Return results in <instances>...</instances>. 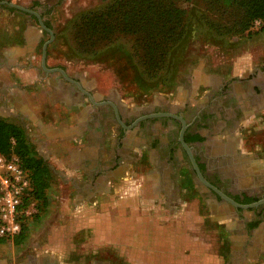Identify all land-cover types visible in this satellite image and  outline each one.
I'll list each match as a JSON object with an SVG mask.
<instances>
[{
  "label": "crops",
  "instance_id": "obj_1",
  "mask_svg": "<svg viewBox=\"0 0 264 264\" xmlns=\"http://www.w3.org/2000/svg\"><path fill=\"white\" fill-rule=\"evenodd\" d=\"M14 10L19 14L11 16H24V25L18 26L16 41L0 45V117L23 125L48 170L41 222L30 225L21 245L41 235L34 227L56 225L47 232L49 245L34 247L38 252L27 264H61V257L76 248V236L79 242L85 236L114 249L126 264H264V222L248 238L245 220L214 201L205 203L203 213L193 201L181 199L182 189L197 187L176 185L173 160L151 146L159 131L173 124L165 128L147 120L178 114L146 115L147 106L129 105L121 90L94 89V80L85 75L48 60L44 65L36 16ZM253 61L248 55L239 57L235 74L250 72ZM257 77L264 82V69H258ZM155 96L167 102L163 92ZM208 219L226 224L232 234L230 252H214L202 232Z\"/></svg>",
  "mask_w": 264,
  "mask_h": 264
},
{
  "label": "rangeland",
  "instance_id": "obj_2",
  "mask_svg": "<svg viewBox=\"0 0 264 264\" xmlns=\"http://www.w3.org/2000/svg\"><path fill=\"white\" fill-rule=\"evenodd\" d=\"M7 1L37 10L41 13L44 22L53 29L55 36L48 45L47 56V60L51 64L60 66L72 74L85 75L87 79H93L95 85L92 88L94 89H103L107 92L111 89L121 90L128 99L129 105L153 107L156 104L164 103L165 106L179 105L178 107H180L186 99H189L190 108L193 109L195 108L193 104L200 103L205 99H207L206 103L210 100L213 103L217 99L222 102V98L225 97L218 98V89L224 83H227L226 87L235 86L234 88L241 94H248L252 100L251 110L243 111L241 116L235 119L236 128L233 131L239 138V153L251 154L264 164V82L259 83L257 77L258 69H264V28L260 29V25H258L254 27V32L249 33L238 30L234 32L233 30L236 28L232 27L230 32L219 33L210 28L207 23L209 20L219 21L227 26L235 24V21L239 22L245 15V10L241 6L236 5L221 10L210 0H177L178 6L185 11L183 16L187 19V26H189L185 51L182 54H179L177 50L173 51L167 65L154 66L138 65L137 61L142 59L143 55L140 56L135 51L136 38L131 33L120 29L114 31L107 40L97 44L96 49L99 50L97 53H79L76 25L80 16L90 10H100L112 0ZM11 8L15 7L0 4V45L16 41L20 30L18 26L22 28L24 25V16L21 19L17 15L11 16L13 12L19 14ZM9 9L10 14L5 11ZM33 18L34 23L43 34L38 50L40 58L43 44L50 38V33L41 27L37 17ZM244 55L250 56L254 61L250 72L240 76L235 74V62ZM254 81L258 83L257 86L253 84ZM188 89H191L189 93ZM211 90H214V93L205 98L206 94L212 92ZM160 92H163L167 102L156 98L155 95ZM251 93L252 96L249 95ZM257 93L263 94L259 100L255 97ZM224 106L228 108V105ZM190 111H184L186 119L191 118ZM157 122L161 124V121L157 119L151 120L150 124L153 125ZM179 129V127L175 130L161 129L151 146H156L159 150L163 149L164 152L161 153L165 156L170 152V150L168 152V148H162V143L166 142L172 150L170 158L174 160L172 153L174 149H177ZM227 134L228 131L223 130L221 126L219 131H214L211 135L215 140L221 142L225 140ZM176 168L174 173L176 185L179 187L195 185L189 171L191 169L190 162L186 159L179 160ZM180 197L183 202L193 201L197 204L195 206L205 213V194L193 188L182 189ZM30 210L27 227H30L33 222L41 220V212L44 209H39L33 201L30 204ZM252 213L253 211H244L245 228L250 229L256 226L255 221L257 220L255 217L251 218ZM51 216L52 220L59 221L58 218ZM218 220L210 221L208 219L207 229L206 225L203 226L202 223V227H204L202 232L211 242L215 253L216 251L227 253L232 248L230 242L232 234L227 230L226 224ZM45 226L38 225L33 228V231L39 229L38 234L41 233V235L36 239L32 238L31 243L25 242L27 244L26 246L23 244L25 247L21 245L23 242L16 244L14 237H3L4 239L0 240V259H5V264H27L29 256L38 252L34 247L45 249V246L49 245L46 238L47 232L55 228L56 225L50 223L49 226ZM84 237L82 242L78 241V236L75 237V241L72 243L76 248L70 251L68 257H61V264H101L103 261L111 262V264H126L125 258H118L114 249H110L108 246L100 247L93 242V238L86 240Z\"/></svg>",
  "mask_w": 264,
  "mask_h": 264
},
{
  "label": "trees",
  "instance_id": "obj_3",
  "mask_svg": "<svg viewBox=\"0 0 264 264\" xmlns=\"http://www.w3.org/2000/svg\"><path fill=\"white\" fill-rule=\"evenodd\" d=\"M210 1L221 10L236 5L245 10L244 17L229 26L219 21L207 20L210 28L219 33L230 32L232 27L236 28L234 32H254L256 20L261 21L259 28H264V0ZM184 13L177 0H112L104 8L90 10L80 16L76 25L77 48L79 53H97V44L107 40L114 31L120 29L135 36V51L140 56L143 55V58L137 61L138 65H167L173 51L177 50L179 54L185 51L189 26ZM0 154L18 155L21 165L29 175L31 187L22 206L29 207L34 201L39 209H44L47 205V165L37 155L23 125L3 117H0ZM28 217L20 216L22 230L14 237L16 244L22 243L27 237ZM1 239L4 238L0 237Z\"/></svg>",
  "mask_w": 264,
  "mask_h": 264
},
{
  "label": "flooded vegetation",
  "instance_id": "obj_4",
  "mask_svg": "<svg viewBox=\"0 0 264 264\" xmlns=\"http://www.w3.org/2000/svg\"><path fill=\"white\" fill-rule=\"evenodd\" d=\"M253 84L255 86L258 85V83L255 82ZM226 86L227 83H224L220 89H218V98L225 97L222 98V102L220 99H217L213 101L214 104L211 100L206 103L205 101H207V99H205L200 103L197 102L193 104L195 108L191 109L190 101L186 99L177 110L163 104H156L153 107H147L148 109L144 110L143 113L152 115L153 113L172 111L181 115L186 121L184 139L191 147L204 177L234 201L240 204H250L264 198V164L251 154L239 153V138L235 136L233 130L236 128L235 119H238L243 111L251 110L250 105L252 104V100L248 97V94L245 93L244 95L238 92L234 88L235 86H228L230 89ZM190 91L191 89L188 93ZM211 91L210 94H206L205 98L210 97L214 93V90ZM249 95L252 96L253 94L251 93ZM211 105L212 107H210ZM224 105H228V108ZM189 110H191L190 112L192 113L191 118L186 119L184 111ZM140 115L141 114L137 115V118L140 117ZM152 119H159L165 128L169 126V122L175 124L176 126H172L170 130H175V128L178 127L180 128L176 142L177 149H174L172 153L174 158L173 165L177 170L176 167L179 164V160L186 159L190 162L191 169L189 171L195 183L194 186L205 194L206 202L214 201L216 204L224 207L227 212L240 219H244V211H253L251 218H256L257 221H254L257 226L250 229L245 228L246 237L250 238L253 236L256 229L259 227L258 225L264 222V202L247 209L237 207L230 201L224 199L212 188L206 186L199 180L189 153L180 140V133L183 128L182 121L169 115L151 116L147 118V120ZM221 126L223 130L228 131V134L225 140L220 142L215 140L211 134L214 131H219ZM199 137H201V139ZM162 148H168V152L169 150L170 152L167 155L172 157L170 146L163 144ZM169 159L172 160V158Z\"/></svg>",
  "mask_w": 264,
  "mask_h": 264
},
{
  "label": "built area",
  "instance_id": "obj_5",
  "mask_svg": "<svg viewBox=\"0 0 264 264\" xmlns=\"http://www.w3.org/2000/svg\"><path fill=\"white\" fill-rule=\"evenodd\" d=\"M261 21L256 20L255 26ZM31 187V180L18 155L0 154V237L13 238L22 230L20 216H29L30 206L23 200Z\"/></svg>",
  "mask_w": 264,
  "mask_h": 264
},
{
  "label": "water",
  "instance_id": "obj_6",
  "mask_svg": "<svg viewBox=\"0 0 264 264\" xmlns=\"http://www.w3.org/2000/svg\"><path fill=\"white\" fill-rule=\"evenodd\" d=\"M0 4H8L9 6H12V7H15L17 9H20L22 11H25V12H28V13H31L33 15H35L37 18H38V21L39 23L41 24V27L48 31L50 33V38L48 40H46L43 44V50H42V60H43V63L44 65H46L47 63V56H48V45L52 42V40L54 39V31L53 29H51L43 20L42 18V15L40 12H38L37 10H34L32 8H28L26 6H23V5H20V4H16V3H13V2H10V1H7V0H1L0 1ZM62 72L65 73V70L62 69V68H59ZM163 114H166V113H163ZM169 115H174V114H171V113H167ZM175 117L179 118L182 123H183V128L181 130V133H180V140L182 142V144L184 145V147L187 149L188 153H189V156L191 158V161L193 163V166L197 172V176L199 178V180L201 182H203L206 186L212 188L214 191H216L217 193H219L224 199L230 201L231 203H233L235 206L237 207H242V208H250V207H254V206H257L261 203L264 202V198L254 202V203H250V204H240L236 201H234L231 197H229L227 194H225L223 191H221L218 187H216L215 185H213L212 183H210L203 175V173L201 172L198 164H197V161L194 157V154H193V151L191 149V147L187 144V142L185 141L184 139V132H185V129H186V121L185 119L182 117V116H177L175 115Z\"/></svg>",
  "mask_w": 264,
  "mask_h": 264
}]
</instances>
